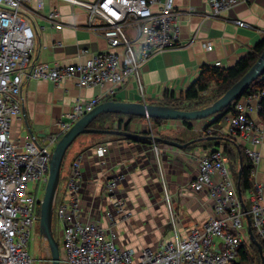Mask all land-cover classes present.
Instances as JSON below:
<instances>
[{
	"label": "built area",
	"instance_id": "2783aa9c",
	"mask_svg": "<svg viewBox=\"0 0 264 264\" xmlns=\"http://www.w3.org/2000/svg\"><path fill=\"white\" fill-rule=\"evenodd\" d=\"M88 14V27L106 38L108 48L91 54L85 61L71 64L41 63L28 67L34 49L36 21H47L57 29L64 26L60 11L47 12L45 0H0V264H33L27 243L31 229L40 223L39 191L45 190L53 150L62 135L85 113L92 111L106 97L130 82L136 83L142 96L145 85L142 67L154 55L174 47L179 39V18L175 0H63ZM239 0H207L210 10L204 17L226 18ZM239 26H249L233 19ZM212 48V45H208ZM49 78L55 83L75 77L81 86L111 87L103 94L78 98L70 111L58 121L59 130L50 132L42 142L29 137L24 147L11 137L14 117L23 115L22 85L25 77ZM261 94L249 95L236 103L232 112L230 136L250 158L251 187L242 198L238 180L232 171L225 146L206 148L199 153L198 174L189 183L193 191L207 189L213 201L214 214L193 223L183 234L173 210L170 194L165 198L170 210V237L157 246L137 249L118 245L117 219L107 211L108 223L84 219L80 197L79 157L72 166L65 191L57 196L54 214L61 224L59 243L62 262L69 264H236L240 245L252 242L248 218L264 252V191L255 179L261 152L254 147L263 140L264 124L258 125L251 114L258 112ZM149 118L150 133L152 132ZM205 133L212 128L205 126ZM154 141V140H153ZM156 143V141H154ZM154 149L158 154V146ZM109 150L97 148L99 156ZM123 172L111 174L104 182V193L112 199L119 217L132 214L127 199L119 191ZM165 185V184H164ZM51 262V257H50Z\"/></svg>",
	"mask_w": 264,
	"mask_h": 264
},
{
	"label": "crops",
	"instance_id": "0c3cea01",
	"mask_svg": "<svg viewBox=\"0 0 264 264\" xmlns=\"http://www.w3.org/2000/svg\"><path fill=\"white\" fill-rule=\"evenodd\" d=\"M175 6L182 11L178 42L143 65L141 73L145 95L142 96L136 83L130 81L103 101L117 99L156 103L166 91L178 95L198 77L204 64L232 66L264 38V0H239L226 11V18L204 17L202 13L210 10L207 0H175ZM53 7L60 11L64 26L57 29L47 21H36L34 49L27 62L28 67L41 63L65 65L85 61L91 54L108 48L106 38L88 27V14L84 9L63 0H45V12ZM233 19L244 20L249 26H239ZM208 45H212V48ZM110 87L109 82L81 86L75 77L55 83L49 78L26 76L21 92L23 115L13 118L12 139L21 148L29 137L42 142L48 133L59 130L58 121L70 111L76 99L106 93ZM220 114L217 112L204 118L191 119V126L182 119H166L156 123L155 131L152 128L156 136L181 143L190 141L186 147L163 140L154 143L152 139L129 138L118 133L81 137L80 141H77L78 136L73 142L68 178L72 175L73 163L81 157L79 181L84 219L105 225L108 223L107 211L113 212L117 219L118 245L140 249L147 245L157 246L164 237L171 236V217L164 187L170 194L176 222L183 234L193 223L214 214L208 190L193 191L188 186L198 174L199 153L218 146L219 139L222 143L228 140L225 136L230 135L231 113L211 124ZM128 115L113 113V123L117 124L114 128L150 134L149 117L130 118ZM251 117L258 125L264 124L257 112L252 113ZM119 119H122L121 124H118ZM127 123L129 129L125 128ZM206 125L212 128V133L204 132ZM210 136L214 138H208ZM155 144L158 154L154 149ZM100 145L109 147L104 156L97 153ZM254 147L261 152L255 179L262 183L264 191V135L262 142ZM238 161L235 169L239 171L242 159ZM115 172L124 173L119 191L127 199L132 212L125 220L119 217L112 199L104 193L105 180ZM65 186L66 182L63 192ZM60 195L63 198L64 195ZM138 223H157L154 229L164 232L163 237L160 241L156 238L142 242L136 235L139 231L131 232L132 235L128 232L122 234L125 227L131 230V225ZM168 225L169 232H165Z\"/></svg>",
	"mask_w": 264,
	"mask_h": 264
},
{
	"label": "water",
	"instance_id": "95a60500",
	"mask_svg": "<svg viewBox=\"0 0 264 264\" xmlns=\"http://www.w3.org/2000/svg\"><path fill=\"white\" fill-rule=\"evenodd\" d=\"M264 73V50L260 54L257 61L250 67V69L240 77L230 88H228L223 95L217 98L212 103L194 109H182L174 105L148 103L145 101H121L117 99H109L102 101L92 111L85 113L80 117L59 139L57 142L50 161L49 177L43 199L41 202L40 213V231L44 242L48 243L51 253L52 264H62L60 256L59 242L55 237L53 222L54 210L58 196V190L61 179V170L65 154L70 145L77 139L78 136L86 132L94 133H118L125 135L129 138L152 139L154 141L163 140L169 144L186 147L189 142L181 143L177 140L167 139L156 136L155 134H141L138 132L110 127H92L90 124L100 114L103 113H125L135 116H147L149 118L161 119H182L191 120L196 118H204L220 112L223 108L238 99L243 91L260 75ZM208 138H214L210 136ZM242 163V161H241ZM242 176V166L240 165L238 171L239 179ZM239 195L242 198V190L240 181L238 180ZM248 231L251 240L257 245L264 264V252L262 243L255 236L251 227L250 218H248Z\"/></svg>",
	"mask_w": 264,
	"mask_h": 264
},
{
	"label": "trees",
	"instance_id": "16d2710c",
	"mask_svg": "<svg viewBox=\"0 0 264 264\" xmlns=\"http://www.w3.org/2000/svg\"><path fill=\"white\" fill-rule=\"evenodd\" d=\"M264 50V38L258 41L244 56H242L234 65L232 66H218L211 64H204L201 67L198 77L180 94L174 92H165L162 99L156 103L159 104H169L174 105L182 109H194L199 107H204L221 95L230 88L240 77H242L250 67L257 61L260 54ZM261 94L259 100L258 117L264 123V73L256 78L241 94V96L233 101L231 104L223 108L220 112L221 114L214 119L212 123L219 121L223 116L228 113L236 112V103L244 97L249 95ZM113 113H103L98 115L90 124L92 127H105L107 122L112 119ZM130 118H135L136 116L129 114ZM145 117V116H140ZM156 123H161L166 119L161 118H151ZM188 126H191L189 120H183ZM122 123V119H119L118 124ZM208 126V125H207ZM112 128V127H110ZM125 128L129 129V123L125 124ZM147 132V131H146ZM224 140L225 155L229 159L230 167L240 181V187L242 193L245 195L252 183V168L253 164L250 158L245 154L244 149L241 145L237 144L230 135H226ZM232 140L233 142L229 141ZM222 144V141H217V144ZM242 159V176L239 179L238 169L235 166L238 164V160ZM61 180V179H60ZM60 191V185L58 190V195ZM236 264H263L261 255L257 245L252 241H244L238 251V257Z\"/></svg>",
	"mask_w": 264,
	"mask_h": 264
},
{
	"label": "rangeland",
	"instance_id": "374dc122",
	"mask_svg": "<svg viewBox=\"0 0 264 264\" xmlns=\"http://www.w3.org/2000/svg\"><path fill=\"white\" fill-rule=\"evenodd\" d=\"M117 124H114L113 122H107V125L105 127H112L114 128ZM151 126L153 128V131L157 129L156 122L152 120ZM150 127V125H149ZM107 133H94V132H86L80 134L79 138L77 141L81 140V137H86V136H98V135H103ZM74 143L70 145L68 148L65 156L64 161H63V166L61 170V180H60V192L63 194L64 190V184L68 178V175L71 171V161H72V150H73ZM45 190L41 189L39 191V195L43 197ZM157 223H138L136 225H131V230L128 227H125V231L122 232V234H125L128 232L129 235H132L131 232L135 233L139 231L136 235L140 238V241H147V239L150 240H155L156 238L158 241L161 240L163 237V233H160L158 230H155L154 228L156 227ZM53 229H54V234L58 242L61 244V237H62V228L61 224L58 222V217L56 214H54V222H53ZM135 231V232H134ZM165 232H169V225L165 229ZM169 233L166 234L168 236ZM142 239V240H141ZM27 247L29 249V252L31 256L34 258V263L33 264H52L50 262V249L48 246L47 242H44L42 239L41 231H40V223H35L31 229V235L29 242L27 243ZM62 264H69V263H64Z\"/></svg>",
	"mask_w": 264,
	"mask_h": 264
}]
</instances>
